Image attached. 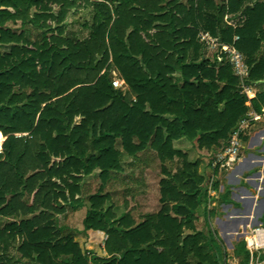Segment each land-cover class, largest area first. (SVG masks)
Wrapping results in <instances>:
<instances>
[{"label":"trees","instance_id":"obj_1","mask_svg":"<svg viewBox=\"0 0 264 264\" xmlns=\"http://www.w3.org/2000/svg\"><path fill=\"white\" fill-rule=\"evenodd\" d=\"M90 5L82 40L64 23ZM232 16L243 23L229 25ZM18 22L21 31L8 27ZM207 34L245 57L244 83L227 53L204 57ZM114 72L129 93L114 88ZM262 83L264 0H0L1 264H20L12 249L26 264H223L216 235L196 228L208 197L200 163L175 143L225 151L250 113L264 115V90L253 100L244 93ZM148 151L162 163V209L139 224L116 218L104 189L125 157ZM176 162L173 173L166 165ZM98 171L101 187L87 196ZM87 203L84 231L107 235V258L84 253L58 227L67 208ZM238 255L250 264L246 246Z\"/></svg>","mask_w":264,"mask_h":264},{"label":"rangeland","instance_id":"obj_2","mask_svg":"<svg viewBox=\"0 0 264 264\" xmlns=\"http://www.w3.org/2000/svg\"><path fill=\"white\" fill-rule=\"evenodd\" d=\"M216 1L222 3L225 0ZM92 9L90 5L73 10L64 23L67 31L77 35L82 40L88 38L93 24ZM58 11L59 9L56 8L54 14L57 15ZM34 12L35 9L32 10V13ZM226 21L229 25L238 26L240 23H243L244 19L240 16H232L227 17ZM8 27L16 31H21L22 25L18 22L9 24ZM53 27H56V25ZM28 34L30 35V32H28ZM35 36L36 35L33 33L32 38L35 39ZM201 41L205 47L203 54L205 58L214 59V57L219 56L220 60H222V54L227 53V62L231 64L236 63L239 53H237L235 49L221 46L216 39H213L208 34L202 35ZM242 65H244L243 69L248 74V78L249 68L246 66L245 57H243ZM119 77V74L114 72L113 82L119 80ZM121 90L124 94L129 93L125 86L121 88ZM261 90H264V83L259 87L245 86L244 93L252 100L253 96ZM130 96L134 98V95L131 94ZM248 106H251V104L248 103ZM260 128H263L262 131L260 130V133L262 132L260 137L256 139L255 136L251 139V134ZM243 135H245L246 141L243 140L244 149L241 152V156H249V162L251 163L252 160L253 166L241 180L244 179L245 183L249 178H254L251 180L255 184V186H251L254 188V192H252V189H249V191L253 196H256L263 202L264 160H262V158L264 159V116H260L259 121L250 123L244 130ZM2 147L3 146H1V152ZM175 147L186 153L190 162L200 163V173L206 180L203 189L208 197L198 209L196 215L197 231L207 236L212 234L216 235L217 242L223 253V264H242V260L238 253L243 246H246L247 250L251 253L250 264H264V262L260 260L261 256L264 255V241L262 242L260 236L252 232L260 227H263L264 230V204L257 210V219H255L256 221H252L247 231H245L244 223H242L244 224L242 225L244 231L236 228L232 229V231H225L223 228L224 223L234 218V209L240 207L238 204L239 202L233 197V194L236 193L234 189L239 186V180H235V176H229L231 171L226 169H219L218 175L215 176L214 163L216 162L217 156L222 153L216 154L212 151L202 150L199 148L197 142H189L187 140L175 143ZM166 166L169 171L174 173L177 169V162L175 164L169 163ZM123 168L124 171L119 174V178L116 181L110 182L104 189V193H108L111 197V200L106 204L105 208H112L116 218L128 215L139 224L143 221L145 216L156 214L162 209L160 203V183L164 179L162 163L154 152L148 151L140 154L137 159L125 157ZM257 173H260L261 176L254 177ZM99 174L100 172L98 171L92 177L86 179L87 196L98 193L101 187ZM215 183L219 184L218 191L214 187ZM256 185H259V189L256 188ZM89 207L87 203L84 208L76 211L67 208L65 214L56 218L58 227L70 230L75 237V241L80 245L84 253L90 252L98 257L107 258L108 256L104 251V245L108 239L107 235L101 232L84 231L83 221ZM186 234H191V232L187 231ZM227 238L228 240H226ZM250 248L255 250H251ZM1 256L0 254V258ZM8 257L16 263H27L25 260H22L17 249H12Z\"/></svg>","mask_w":264,"mask_h":264},{"label":"crops","instance_id":"obj_3","mask_svg":"<svg viewBox=\"0 0 264 264\" xmlns=\"http://www.w3.org/2000/svg\"><path fill=\"white\" fill-rule=\"evenodd\" d=\"M119 81L122 82L123 85L129 91V88L126 85L125 81L122 80V78H120V77H119ZM257 94H258V92L253 96V99L256 98ZM252 113H254V112H252ZM260 130L262 131L263 128L257 129L254 133H252L251 139L254 138L255 136H256L255 137L256 139L259 138L260 134L262 133V132L260 133ZM223 152L224 151H220L218 153H223ZM218 153H216V154H218ZM249 158H250L249 156L248 157L242 156L241 162L239 163V165H237V167L229 173V176H235V180H237V179L239 180V186L234 189L236 193L233 194V197L239 202L238 204L240 207L238 209H234L235 210L234 211V218H232L230 221L224 223L223 228L225 229V231L226 230L232 231V229H235V228L239 229V230H243L244 227H245V231H247L249 225L252 223L251 217L253 216V214L256 215L257 210L261 207V206L258 207L256 212H255L256 204H260V205L264 204V201L261 202L259 198H257L256 196H253V194L249 191V189H252V192H254L253 191L254 188L251 187V186H255L253 181H251L254 178H249L247 181H245V183H244V179L241 180V178H243L244 175L250 169H252L251 167L253 166V163H252V160H251V163L249 162V160H250ZM214 172H215V170H214ZM254 177H257V176L255 175ZM242 181H243V184H242ZM263 186H264V184H263ZM258 187H259V185H256V188H258ZM263 189H264V187H263ZM256 219H257V217H256ZM242 223H244L245 225ZM242 225H244V227ZM98 233H100V232H98ZM102 234H104V233H102ZM104 251H105V245H104ZM105 253H106V251H105Z\"/></svg>","mask_w":264,"mask_h":264},{"label":"built area","instance_id":"obj_4","mask_svg":"<svg viewBox=\"0 0 264 264\" xmlns=\"http://www.w3.org/2000/svg\"><path fill=\"white\" fill-rule=\"evenodd\" d=\"M237 53H239V52H237ZM243 57L244 56L239 53L237 55L236 63H233L232 65L234 67L236 75L238 77H240L244 83L248 74L243 69L244 68V65H242ZM113 86L117 89H121L124 87L123 83L120 82L119 80L114 81ZM259 120H260V116L253 113L249 116L248 119L244 120L241 123V126H240L238 132L234 135L229 146L226 148V150L222 154L217 156L216 162L214 163L215 169L219 168L221 170L226 169V170L233 171L237 167V165H239V163L241 162V158H242L241 152L244 149L243 140H242L241 136L244 134V130L250 125V123H252L254 121H259ZM0 152H1V149H0ZM252 232H255V234L259 235L260 239L263 240V234H264L263 227H260L256 230H253ZM251 250H255V249H251Z\"/></svg>","mask_w":264,"mask_h":264},{"label":"water","instance_id":"obj_5","mask_svg":"<svg viewBox=\"0 0 264 264\" xmlns=\"http://www.w3.org/2000/svg\"><path fill=\"white\" fill-rule=\"evenodd\" d=\"M262 160H264V159L262 158ZM256 176L260 177V176H261V174H260V173H258V174H256ZM226 240H228V238H227Z\"/></svg>","mask_w":264,"mask_h":264},{"label":"bare ground","instance_id":"obj_6","mask_svg":"<svg viewBox=\"0 0 264 264\" xmlns=\"http://www.w3.org/2000/svg\"><path fill=\"white\" fill-rule=\"evenodd\" d=\"M243 166V165H242ZM262 242L264 241V239L263 240H261Z\"/></svg>","mask_w":264,"mask_h":264}]
</instances>
